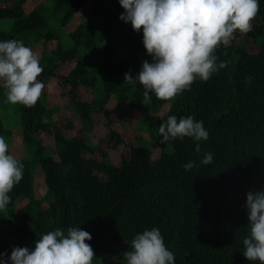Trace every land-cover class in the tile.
Instances as JSON below:
<instances>
[{
	"label": "trees",
	"instance_id": "trees-1",
	"mask_svg": "<svg viewBox=\"0 0 264 264\" xmlns=\"http://www.w3.org/2000/svg\"><path fill=\"white\" fill-rule=\"evenodd\" d=\"M104 1L91 0L97 6ZM113 1L117 10L124 11L118 0ZM22 2L0 9L1 17L14 19L10 29L0 30V40L18 39L29 46L30 35L52 38L51 31L45 32L44 12L36 8L26 15ZM83 2L55 0V11L68 21ZM252 22L250 34L258 50L249 53L243 43L217 48L218 62L223 61L226 67L207 81L197 79L151 123L159 145L171 149L156 161L151 162L141 146L133 147L131 157L120 166L85 159L81 153L91 149L89 143L61 131L57 137L61 163L42 148L37 150L38 166L52 196L47 209L36 200L30 165L22 161L23 179L9 193L8 207L19 197L31 202L0 234V253L10 255L14 247L32 248L42 233L55 228L80 227L92 236L86 243L93 248V264H109L111 257L125 261L124 253L130 250V241L137 233L158 227L166 246L175 254V264H258L244 257L242 240L248 234L246 194L264 189V0H260ZM83 29L75 38L78 44L91 27ZM88 46L107 63V77L102 82L107 95L117 90L129 92L138 107L145 103L158 107L166 102L154 94L146 99L141 84L124 81L125 73L134 77L144 60L151 62L142 44V32L133 31L130 23L102 49L91 43ZM75 49L63 52L57 46L44 50L40 75L53 76L59 63L74 57ZM85 64L70 72L74 89L78 80L82 82L88 75ZM19 110L25 138L30 140L29 134L37 129L46 111L40 98L32 107L19 104ZM170 115L178 119L192 115L204 121L209 138L199 142V153L191 138L160 143L159 125ZM205 152L214 154L209 165L200 164ZM189 161L197 166L186 171L182 165ZM93 168L102 170L105 179Z\"/></svg>",
	"mask_w": 264,
	"mask_h": 264
},
{
	"label": "clouds",
	"instance_id": "clouds-1",
	"mask_svg": "<svg viewBox=\"0 0 264 264\" xmlns=\"http://www.w3.org/2000/svg\"><path fill=\"white\" fill-rule=\"evenodd\" d=\"M124 9L119 19L130 23L133 31L142 32V44L151 62L144 60L133 77L124 74V81L138 82L144 97L154 94L171 100L189 90L199 79L207 81L224 67L215 55L217 48L229 46L236 34L252 31L260 0H118ZM40 56L22 40H0V82L5 99L11 104L34 106L45 84L38 79L43 72ZM160 143L191 138L195 151L209 132L203 120L194 116H168L159 125ZM214 154L205 152L200 164L212 163ZM195 161L182 165L187 171ZM24 164L9 151V144L0 135V211L11 202L9 193L23 179ZM248 234L243 238V255L250 262L264 264V189L246 194ZM91 234L80 227L55 228L42 233L34 247H14L11 254L0 253V264H93ZM125 264H175L158 227L144 229L130 241L124 253Z\"/></svg>",
	"mask_w": 264,
	"mask_h": 264
},
{
	"label": "rangeland",
	"instance_id": "rangeland-1",
	"mask_svg": "<svg viewBox=\"0 0 264 264\" xmlns=\"http://www.w3.org/2000/svg\"><path fill=\"white\" fill-rule=\"evenodd\" d=\"M22 1V9L26 15L36 8L44 12L47 20L45 32L51 31L54 34L50 39L43 35L29 36V47L39 54L40 61L45 51H52L57 46L63 52L76 46L74 57L59 63L53 76L38 77L45 84L40 99L46 112L42 115L37 129L29 134L30 140L25 138L19 104L6 101L5 89L0 82V135L6 138L12 155L21 162L29 163L34 179L35 197L40 206L43 209L49 208L52 196L48 193L44 173L38 166L37 150L42 148L44 153L50 154L56 162L61 163L57 139L61 131L67 136L82 137L89 143L91 149L82 151L83 158L113 166H120L129 159L132 148L136 146L148 151L151 162L156 161L164 152H170V147L163 148L157 142L156 131L151 123L169 109L174 98L158 107L149 103L138 107L129 92L117 90L107 95L102 85L107 77V63L88 43L102 49L105 42L115 39L116 34L127 26L128 23L119 19L123 11L115 8L114 1L106 0L97 6L91 0H84L80 10L68 21H63L61 13L55 11V0ZM16 2L19 0H0V9L12 7ZM13 22L14 19L10 17L0 16V30L10 29ZM88 25L91 30L86 38L83 34L80 44L76 43L75 38ZM80 28L81 33L78 32ZM250 33L251 31L245 35L237 33L231 44L243 43L247 52L257 51V42ZM84 62L88 63L85 64L88 75L82 82L78 80L79 84L74 89L70 83V72ZM93 171L105 179L106 175L102 170L93 168ZM30 202L28 198L19 197L6 210L0 212V234L7 227L8 221L15 218L17 212ZM109 264H125V261L111 257Z\"/></svg>",
	"mask_w": 264,
	"mask_h": 264
}]
</instances>
